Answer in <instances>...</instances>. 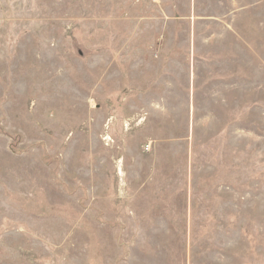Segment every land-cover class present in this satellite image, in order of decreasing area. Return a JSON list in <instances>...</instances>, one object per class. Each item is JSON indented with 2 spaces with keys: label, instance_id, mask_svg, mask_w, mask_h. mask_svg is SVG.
Returning a JSON list of instances; mask_svg holds the SVG:
<instances>
[{
  "label": "rangeland",
  "instance_id": "obj_1",
  "mask_svg": "<svg viewBox=\"0 0 264 264\" xmlns=\"http://www.w3.org/2000/svg\"><path fill=\"white\" fill-rule=\"evenodd\" d=\"M0 264H264V0H0Z\"/></svg>",
  "mask_w": 264,
  "mask_h": 264
},
{
  "label": "crops",
  "instance_id": "obj_2",
  "mask_svg": "<svg viewBox=\"0 0 264 264\" xmlns=\"http://www.w3.org/2000/svg\"><path fill=\"white\" fill-rule=\"evenodd\" d=\"M218 174V173H217ZM219 175V174H218ZM225 176V175H224ZM223 226H225V224H223Z\"/></svg>",
  "mask_w": 264,
  "mask_h": 264
},
{
  "label": "bare ground",
  "instance_id": "obj_3",
  "mask_svg": "<svg viewBox=\"0 0 264 264\" xmlns=\"http://www.w3.org/2000/svg\"><path fill=\"white\" fill-rule=\"evenodd\" d=\"M121 173H122V172H121ZM118 174H120V172H119Z\"/></svg>",
  "mask_w": 264,
  "mask_h": 264
}]
</instances>
